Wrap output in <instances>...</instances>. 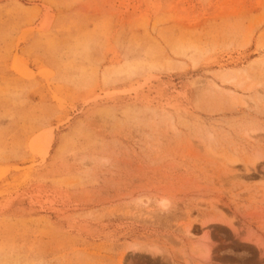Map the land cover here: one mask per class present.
<instances>
[{
	"label": "rangeland",
	"instance_id": "rangeland-1",
	"mask_svg": "<svg viewBox=\"0 0 264 264\" xmlns=\"http://www.w3.org/2000/svg\"><path fill=\"white\" fill-rule=\"evenodd\" d=\"M0 264H264V0H0Z\"/></svg>",
	"mask_w": 264,
	"mask_h": 264
},
{
	"label": "bare ground",
	"instance_id": "bare-ground-1",
	"mask_svg": "<svg viewBox=\"0 0 264 264\" xmlns=\"http://www.w3.org/2000/svg\"><path fill=\"white\" fill-rule=\"evenodd\" d=\"M48 139H49V138H48ZM234 170H235V169H234ZM234 170H233V171H234ZM191 233H192V232H191Z\"/></svg>",
	"mask_w": 264,
	"mask_h": 264
}]
</instances>
